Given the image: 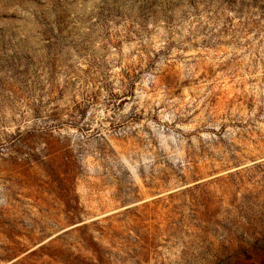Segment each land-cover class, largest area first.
<instances>
[{"label":"rangeland","instance_id":"obj_1","mask_svg":"<svg viewBox=\"0 0 264 264\" xmlns=\"http://www.w3.org/2000/svg\"><path fill=\"white\" fill-rule=\"evenodd\" d=\"M0 264H264V0H0Z\"/></svg>","mask_w":264,"mask_h":264}]
</instances>
